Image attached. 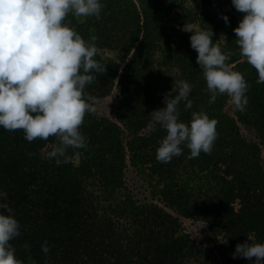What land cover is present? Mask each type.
I'll return each instance as SVG.
<instances>
[{"label": "trees", "instance_id": "trees-1", "mask_svg": "<svg viewBox=\"0 0 264 264\" xmlns=\"http://www.w3.org/2000/svg\"><path fill=\"white\" fill-rule=\"evenodd\" d=\"M104 5L100 19L94 16L85 23H77L68 14L64 23L83 39L96 36L99 49L119 51V63L105 62V73H95L85 93L102 98L113 87L122 99L137 127L147 128L150 114L166 107L164 96L173 82L163 79L154 69L157 56L164 65H175L180 78L192 86L189 99L192 108L178 106L181 122L189 123L193 111L203 110L216 119L217 138L211 154L189 159L190 150L182 145V154L168 163L156 159L159 142L166 132L156 131L137 137V144L150 151V174L163 185L162 194L167 205L188 217H201L223 241L229 255L237 244L264 243V170L261 167L260 145L247 143L241 136L239 124L250 126L264 145V84H258V73L247 61L237 63L249 85L248 104L244 112L235 109L234 115L223 111L227 94L209 103L206 80L196 63L197 52L190 45L192 33L180 31L171 18L175 10H182L171 0H100ZM202 30L214 33L218 28L226 32L227 44L223 54L238 51L235 21L228 17L226 24L215 17L203 0ZM182 25L185 17L182 15ZM70 22V23H69ZM181 25V26H182ZM214 41V35L212 37ZM216 44V43H215ZM158 54V55H157ZM131 58V59H130ZM235 60V61H234ZM236 62V58H230ZM87 147L72 163L57 165L47 153L57 144L56 137L28 142L23 130L8 131L0 127V192L7 193V203L20 225V235L9 243L15 256L34 264H188L190 261H210V255L190 239L178 236L177 219L162 208L152 205L139 207L123 202L106 216L96 197L87 191L81 171L94 169L102 177L105 187L119 186L124 167V149L119 129L104 120L85 115L80 127ZM149 146V147H148ZM149 149V150H148ZM201 181L190 185L183 178ZM196 176V177H195ZM205 186L204 191L202 190ZM203 187V188H202ZM0 209V212H3ZM7 214V213H5ZM48 241L49 252L41 250ZM29 245L26 249L24 245ZM242 264H254L237 257Z\"/></svg>", "mask_w": 264, "mask_h": 264}, {"label": "clouds", "instance_id": "clouds-1", "mask_svg": "<svg viewBox=\"0 0 264 264\" xmlns=\"http://www.w3.org/2000/svg\"><path fill=\"white\" fill-rule=\"evenodd\" d=\"M236 10L244 13L233 31L241 55L258 73V84H264V0H232ZM100 0H0V127L8 131L23 130L28 142L56 137L58 143L47 153L57 165L72 163L87 147L80 127L86 113L96 111V97L85 93V86L94 81L95 73H105L106 67L94 59L98 53L96 36L86 41L64 23L71 12L75 17L94 16L100 19ZM225 23L228 17L222 16ZM70 23V22H69ZM190 32V45L197 52L196 63L206 80L209 103L227 94L235 109L244 112L248 104L249 85L245 77L226 63L212 40L214 33L185 23L181 29ZM223 37V36H221ZM192 86L178 82L164 96L166 107L154 110L147 125L151 131L157 126L165 130L159 142L156 159L168 163L182 154V145L190 150L189 159L201 152L211 154L217 138L218 121L203 111H193L189 123L181 122L178 106L192 108L189 94ZM7 193L0 192V199ZM0 264H24L15 256L9 243L20 235V225L13 209L0 203ZM7 213V214H5ZM251 237L237 244L232 258L242 257L264 264V243L250 242ZM26 249L29 245L25 244ZM46 255L48 241L41 246ZM47 264V262H45Z\"/></svg>", "mask_w": 264, "mask_h": 264}, {"label": "rangeland", "instance_id": "rangeland-1", "mask_svg": "<svg viewBox=\"0 0 264 264\" xmlns=\"http://www.w3.org/2000/svg\"><path fill=\"white\" fill-rule=\"evenodd\" d=\"M171 2L176 3L182 9L181 11L175 10L171 17L175 21L173 24L178 26V30L182 31L181 29L184 26L182 25V15L185 17V23H190L195 28L201 29L203 26L202 18L204 17L202 12L203 0H171ZM208 5L215 17H231L235 21L236 27H238L239 22L244 16V13L235 9L232 0H208ZM69 15L77 23H85L88 18L75 17L71 12ZM214 41L220 48L227 44L226 32L223 28H218L214 31ZM98 55L108 63L120 64L122 60V54L115 50L99 49ZM225 55L229 57L226 63L232 66L234 71L237 63L247 61L241 55L239 46L238 51H228ZM231 56L236 58V62H230ZM160 61L161 58L157 56L154 69L159 72L160 76L163 75V79L173 82L174 86H178V82L182 79L175 65L167 66L164 65L163 61ZM173 96H175V93H173ZM97 101L98 103L94 105L96 111L86 113L85 115H91L99 120H104L119 129V138L123 145L125 157L124 167L119 176L121 183L115 189L105 187L103 178L93 168L80 172L87 191L96 197L101 211H105L104 214L109 216L111 209L123 202L134 203L139 207L156 205L177 219L179 224L178 236L190 239L199 246L201 245L210 255V261H190L188 264H242L237 258L233 259L229 255L226 244L216 236L214 230L206 220L201 217L185 216L170 208L164 201L162 194L163 185L152 177V174L149 172L151 160L147 158V155H151V153L150 151H144L137 144V137L147 134L148 127L145 129L137 127L117 87H113L107 96L98 98ZM223 111L231 116L234 115L235 106L231 103L229 96L226 99ZM239 129L242 138L247 143L260 145L261 167L264 170V145L261 144L250 126L239 124ZM182 179L185 182H189L190 185H197L199 187L197 183L200 179L198 177L187 179L184 174ZM203 187L202 190L204 191L205 186ZM25 264H34V262L27 259Z\"/></svg>", "mask_w": 264, "mask_h": 264}]
</instances>
